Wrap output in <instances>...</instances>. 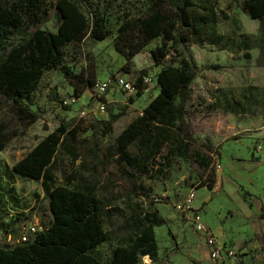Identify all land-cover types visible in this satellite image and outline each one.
<instances>
[{
  "label": "rangeland",
  "instance_id": "1",
  "mask_svg": "<svg viewBox=\"0 0 264 264\" xmlns=\"http://www.w3.org/2000/svg\"><path fill=\"white\" fill-rule=\"evenodd\" d=\"M145 1L77 0L87 16L98 5L112 33L103 39L84 35L79 43L63 48L71 70L91 69L95 79L115 72L133 79L150 74L140 95L111 85L104 94L106 109L99 112L88 101L86 89L75 96L61 69L48 67L30 96L34 121L22 126L9 102L0 106V122L16 128L0 150V244H14L29 225H48L41 178L18 176L10 165L66 121L77 130L74 136L65 134L57 146L48 185L67 183L72 176L69 185L84 179L93 187L107 234L86 250L97 261L106 262L112 247L127 242L140 221L151 219L157 253L153 259L141 254L139 264H264V18H251L242 8L243 0H196L191 12L205 15L199 19V34L177 43L178 51L171 49L161 58L162 63H176L182 54L195 66L182 101L180 131L188 148L172 152L163 144L138 169L117 153L114 136L157 92L154 76L160 65L148 50L160 39H150L126 63L113 46V35L118 18L125 11L142 12ZM55 14L50 7L39 25L55 30ZM18 39L13 34L8 42ZM82 107L90 108L81 116ZM107 119L111 128L102 132ZM137 145L133 142L126 152L135 155ZM190 192L193 197L187 201ZM186 206L200 211L203 223L232 247L231 256L210 259Z\"/></svg>",
  "mask_w": 264,
  "mask_h": 264
},
{
  "label": "trees",
  "instance_id": "2",
  "mask_svg": "<svg viewBox=\"0 0 264 264\" xmlns=\"http://www.w3.org/2000/svg\"><path fill=\"white\" fill-rule=\"evenodd\" d=\"M195 2L146 0L142 12L125 11L117 20L113 46L126 63L150 39H160L148 50L152 60L160 65L154 76L157 92L114 136L115 150L131 167L142 169L163 144L170 146L172 152L182 153L188 148V141L180 131L182 101L188 95L195 66L182 54H178L176 63H162L161 58L171 49L178 51L177 43H185L189 36L199 34V19H204L205 15L191 12ZM241 5L251 18H264V0H243ZM50 7L56 13L55 30L39 25ZM110 33L112 30L98 5H93L87 16L77 0H0V106L9 102L22 126L34 121L37 114L29 105L30 96L42 70L48 67L61 69L72 85L73 94L78 96L95 81V74L84 67L76 72L71 70L64 61V46L79 43L84 35L103 39ZM13 34L19 35L18 41L8 42ZM142 75L134 78L136 95L141 94L144 86ZM110 128L111 120L107 119L102 132ZM76 130L75 126L69 128L66 121H60L11 162L10 168L16 175L41 178L47 193L50 221L47 226L35 225L33 231L27 230L24 240L0 244V264H139L141 254L152 259L156 256L151 219L140 221L127 242L112 247L106 262L101 263L86 253L107 237L97 194L84 179L69 185L72 176H68L67 183L48 185L53 179L52 163L57 146L65 134L74 136ZM15 131L16 128L0 122V150ZM133 142L138 143L139 150L131 156L126 149ZM206 157L201 158L207 164Z\"/></svg>",
  "mask_w": 264,
  "mask_h": 264
},
{
  "label": "built area",
  "instance_id": "3",
  "mask_svg": "<svg viewBox=\"0 0 264 264\" xmlns=\"http://www.w3.org/2000/svg\"><path fill=\"white\" fill-rule=\"evenodd\" d=\"M149 80H151L150 74L147 73L142 75V83H144V86H146L145 83H147ZM134 83L135 82L132 77H128L124 73L117 72H115L112 76L106 75L102 79L97 78L91 85L87 86L86 88L89 94L88 101L91 103L92 107L95 110L103 112L106 109V100L104 98V94L111 85H116L119 89H121L128 95L137 96V87L134 85ZM144 86L143 88H145ZM89 108L90 107H82L79 110L78 115H84L86 112H88ZM192 197L193 192H190L187 201L191 200ZM187 208L190 211L189 221L191 222L193 229L197 232V234L201 237L204 244L206 245L207 255L210 257V259L212 261L218 262L222 261L225 256H231L234 251L232 247L224 240H219L215 233L211 231V229L206 224L203 223L200 218V211H198L195 207ZM35 227L36 226L34 224L29 225L27 230L31 232ZM26 238L27 232L22 233L18 240H24Z\"/></svg>",
  "mask_w": 264,
  "mask_h": 264
},
{
  "label": "crops",
  "instance_id": "4",
  "mask_svg": "<svg viewBox=\"0 0 264 264\" xmlns=\"http://www.w3.org/2000/svg\"><path fill=\"white\" fill-rule=\"evenodd\" d=\"M140 112H141V111H140ZM140 112H139V113H140ZM120 130H121V129H120ZM224 241H225V240H224ZM225 242H226V241H225Z\"/></svg>",
  "mask_w": 264,
  "mask_h": 264
}]
</instances>
